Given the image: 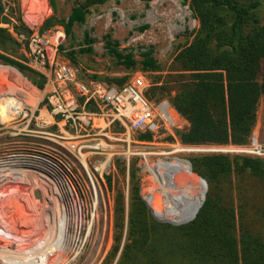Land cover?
Instances as JSON below:
<instances>
[{
    "label": "built area",
    "instance_id": "built-area-1",
    "mask_svg": "<svg viewBox=\"0 0 264 264\" xmlns=\"http://www.w3.org/2000/svg\"><path fill=\"white\" fill-rule=\"evenodd\" d=\"M8 30L20 44L19 61L43 84L33 85V102L0 91V186L40 192L47 234L26 237L0 205V264H86L94 224L104 230L112 222L116 160L126 167L125 199L134 161L141 199L161 213L176 198L182 205L199 179L205 185L201 177L179 182L192 174L190 153L264 159L254 130L239 145L181 143L176 132L187 126L186 119L167 98L145 97L151 82L144 71H131L121 84L93 78L59 49L63 31L55 38L51 29ZM6 68L11 66L0 61V75ZM143 134L150 138L139 137ZM95 235L102 243L105 234Z\"/></svg>",
    "mask_w": 264,
    "mask_h": 264
},
{
    "label": "trees",
    "instance_id": "trees-1",
    "mask_svg": "<svg viewBox=\"0 0 264 264\" xmlns=\"http://www.w3.org/2000/svg\"><path fill=\"white\" fill-rule=\"evenodd\" d=\"M111 0H83L74 4L65 18L47 17L41 30L54 24L72 34L75 23L82 24L91 7ZM117 1V0H115ZM145 4L152 0H140ZM197 21L189 40L175 50L167 71L158 75L144 95L150 100L167 98L186 119L187 126L176 132L184 144H244L257 119L259 99L264 96V22L262 0H180ZM55 9L54 0H49ZM0 0V23L8 16ZM14 32H30L18 17ZM92 38L84 32L78 49L65 50L76 64L77 54L92 51ZM106 49L126 69L160 71L162 63L152 56L151 47L140 52L121 53L117 41L106 40ZM20 44L6 26H0V61L14 66L32 85L41 88L43 78L22 64ZM59 49H64L60 44ZM93 78L121 84L127 75ZM139 137L150 138V134ZM191 170L202 177L207 190L183 219L172 225L155 220L139 194L134 161L128 169L127 218L124 194L116 186L112 245L106 264H264V159L223 154H190ZM125 176L126 167L116 160ZM249 176L260 186L261 213L248 219L246 209L238 211L231 199L232 172ZM240 176V177H241ZM244 179V178H243ZM202 201V204L200 205ZM198 208V210H197ZM197 211V212H196ZM125 233V234H124Z\"/></svg>",
    "mask_w": 264,
    "mask_h": 264
},
{
    "label": "rangeland",
    "instance_id": "rangeland-1",
    "mask_svg": "<svg viewBox=\"0 0 264 264\" xmlns=\"http://www.w3.org/2000/svg\"><path fill=\"white\" fill-rule=\"evenodd\" d=\"M81 1L83 0H54L55 9L53 10L49 0H2L9 22L0 23V26L10 28L12 24L18 22L16 18L19 17L21 21L22 19L27 20L29 28H40L43 21L51 15L60 19L67 17L72 6ZM262 1L264 5V0ZM261 17L264 22L263 9L261 10ZM196 27L197 21L191 15L187 5L182 4L180 0H152L147 4L140 0H111L102 5L91 7L90 12L85 16L84 22L82 24L75 23L72 27V34L69 36H65L63 27L59 24H54L47 29L52 30L55 38L60 36L58 32L63 31L61 44L64 45V50L78 49L82 43L84 32H88L94 38L91 52L75 56L76 64L80 65L88 75L98 74L100 76L120 77L131 71L140 70L137 68L126 69L124 65L118 64L114 55L106 49V40L117 41V48L121 53L130 51L137 59L141 58L140 52L144 51L146 47H151L152 56L162 63L160 71L145 72L146 78L151 82L158 75L163 76L167 72L165 70L168 68L175 50L179 45L189 40ZM18 53H22L20 48ZM32 87L31 82L14 66L6 68L0 75V91L5 90L17 96H24L31 102L34 101V94L36 93ZM253 130L259 141L264 144V96L258 101L257 119ZM190 154L203 153L193 152ZM234 156L237 155H231L230 157ZM189 176L191 182H196L200 177L193 172ZM240 176L235 171L232 172L231 199L237 211L238 207L241 206L246 209L248 219L252 216L257 218L263 205L259 193L260 186L256 180L249 176ZM124 179L125 176L116 167L113 182L112 222L109 227L106 225L104 230L102 229L103 224H99L98 229L97 224H94L90 231L91 237L86 252L87 257L85 256L87 259L86 264H95L101 255L102 259L99 264H106L104 261L113 242L116 186L118 185L123 189ZM187 179L184 177L179 178L180 184L182 181L187 182ZM206 190L207 184L205 181V192ZM124 201V218L126 220L127 200L125 197ZM0 205L10 225L14 229L23 232L26 237L47 234L41 206L30 188L13 183L0 186ZM149 210L155 220L172 225L184 224L194 218L175 224L157 217L153 209L149 208ZM156 210L162 211V207L156 206ZM95 234H105L102 243H99V237L96 238ZM107 234H109L108 237ZM97 250H99V254L96 256Z\"/></svg>",
    "mask_w": 264,
    "mask_h": 264
},
{
    "label": "bare ground",
    "instance_id": "bare-ground-1",
    "mask_svg": "<svg viewBox=\"0 0 264 264\" xmlns=\"http://www.w3.org/2000/svg\"><path fill=\"white\" fill-rule=\"evenodd\" d=\"M184 167L186 168L187 166H184ZM193 181H194V179H193ZM185 183H186V181H185ZM204 192H205L204 182L199 179L198 182L196 183V185H194L193 188L190 190L189 196L188 197L185 196V200H184L182 205L178 204L179 199L176 198V199H174L173 204L167 205V207H165V209L161 213L160 212H154V214L157 217L163 218L167 221L183 219L185 216H187L189 214V212L193 208L194 204L204 194ZM201 203H202V201H201ZM201 203H200V205H201Z\"/></svg>",
    "mask_w": 264,
    "mask_h": 264
},
{
    "label": "water",
    "instance_id": "water-1",
    "mask_svg": "<svg viewBox=\"0 0 264 264\" xmlns=\"http://www.w3.org/2000/svg\"><path fill=\"white\" fill-rule=\"evenodd\" d=\"M202 179H203V178H202ZM33 195H34L35 198L40 199V192H39L38 190H34V191H33ZM200 206H201V205H200ZM200 206H199V207H200ZM197 210H198V209H197ZM196 212H197V211H196ZM194 216H195V214H194ZM194 216H193V217H194ZM193 217H192V218H193Z\"/></svg>",
    "mask_w": 264,
    "mask_h": 264
},
{
    "label": "crops",
    "instance_id": "crops-1",
    "mask_svg": "<svg viewBox=\"0 0 264 264\" xmlns=\"http://www.w3.org/2000/svg\"><path fill=\"white\" fill-rule=\"evenodd\" d=\"M22 21L24 22V24H25L26 26L29 27V24L26 22L27 20L25 21V19H24V20L22 19Z\"/></svg>",
    "mask_w": 264,
    "mask_h": 264
}]
</instances>
